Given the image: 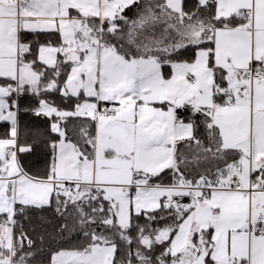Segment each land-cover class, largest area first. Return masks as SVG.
<instances>
[{
    "label": "snow or ice",
    "instance_id": "obj_1",
    "mask_svg": "<svg viewBox=\"0 0 264 264\" xmlns=\"http://www.w3.org/2000/svg\"><path fill=\"white\" fill-rule=\"evenodd\" d=\"M0 264H264V0H0Z\"/></svg>",
    "mask_w": 264,
    "mask_h": 264
},
{
    "label": "trees",
    "instance_id": "obj_2",
    "mask_svg": "<svg viewBox=\"0 0 264 264\" xmlns=\"http://www.w3.org/2000/svg\"><path fill=\"white\" fill-rule=\"evenodd\" d=\"M132 13L129 12V15H131ZM26 164L31 167L33 170L36 169H40L43 168L44 166V160L43 157L41 155H36L33 157H28L26 158Z\"/></svg>",
    "mask_w": 264,
    "mask_h": 264
}]
</instances>
